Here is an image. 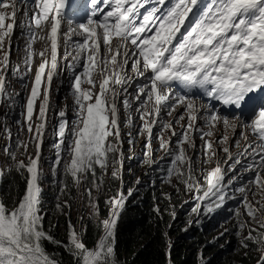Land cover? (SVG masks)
Instances as JSON below:
<instances>
[{
    "label": "snow or ice",
    "instance_id": "obj_1",
    "mask_svg": "<svg viewBox=\"0 0 264 264\" xmlns=\"http://www.w3.org/2000/svg\"><path fill=\"white\" fill-rule=\"evenodd\" d=\"M24 2L25 20L19 27L26 36L25 77L32 71V46L37 30L43 31L49 24L47 40L50 46L39 53L41 62L35 69L30 94L23 105L25 111L21 113L27 123L30 142H35L36 147L34 158L29 156L27 163L24 160L15 162L16 171L24 176L26 187L12 207L0 201V264H60L47 252L45 242L65 247L76 259V264H117L115 226L127 199L123 192L106 201L111 206L109 218L101 221L102 234L92 248L86 246L71 222L66 244L57 241L43 226L39 161L47 127L51 83L60 70L61 35L65 42L71 41L73 47L72 62L67 67L73 73L70 95L75 106V120L69 124L64 119L65 111L58 113L57 141L53 145L56 156L51 168L53 176L62 166L64 175L70 177L75 186L79 187L91 174L93 186L99 188L96 169L98 167L101 172L107 169L109 153H115L120 143L117 99L132 79L127 75L130 64L134 77L146 80L135 94V100L141 102L136 111L143 121L142 132H147L150 140L153 126L160 122L162 131L170 130L172 136H178L173 150L171 140L164 139L161 134L160 148L171 157L167 178L176 175L185 190L193 192L197 203L192 211L202 209L211 213L223 207L229 198L236 199L235 195L229 197L227 188L241 177V173L236 172L237 165L250 160L242 173L254 175L246 184L234 188V193L239 194V206L233 211L239 217L242 208L251 220L264 228V221L256 220L259 209L248 199L253 186L264 192V0H207L199 11V0H174L162 14L166 0H102L103 8L100 7L101 0H87L89 11L83 19L76 21L67 17V32H62V24L66 19L68 0ZM19 11L17 0H0V52L3 53L0 58V95L5 92L11 38L17 27ZM192 15L195 19L182 31ZM73 37L78 39L73 40ZM38 38L45 39L43 36ZM6 42L8 50H5ZM97 73L101 79L99 91L94 92ZM84 84L89 87H82ZM173 84H179L185 90H202L205 96L228 108L230 115H222L210 106L202 114V106L194 97L174 95ZM122 104L130 124L132 105L128 99ZM165 107L169 116L177 108L183 111L174 121L161 122L159 116ZM34 115L40 121L35 129L31 123ZM201 120L207 131L198 127ZM173 124L180 126L179 135ZM218 124L225 129V134L216 141L218 144H227L229 129L233 133L238 127L241 129L240 140L235 141L238 149L235 158L229 147L222 149L228 160L233 161L228 171L234 174L225 183V172L219 163L210 170L202 168V185L195 174L192 157L187 155V148H195L193 137L200 132L206 157L201 164L207 163L216 152L213 142L205 138L213 135L212 129ZM109 137H115L116 144L109 142ZM17 147L27 151V144H18ZM5 152L16 160L9 149ZM65 152L68 155L66 160ZM145 155L150 157V152ZM147 162L151 163L150 158ZM115 163L113 161V178H117ZM131 192L129 190V196ZM86 194L91 203V189H86ZM64 206L70 207L67 202ZM60 207L58 204L57 208ZM92 207L93 215H98V204L92 203ZM239 226L243 229L246 224ZM245 240L264 245V232L249 228ZM242 244L248 246L243 241ZM258 264H264V255Z\"/></svg>",
    "mask_w": 264,
    "mask_h": 264
},
{
    "label": "rangeland",
    "instance_id": "obj_2",
    "mask_svg": "<svg viewBox=\"0 0 264 264\" xmlns=\"http://www.w3.org/2000/svg\"><path fill=\"white\" fill-rule=\"evenodd\" d=\"M7 47L8 45L6 42L5 50H8ZM36 47V49H32L34 54L32 71L27 73L25 77V73L27 70L24 64V49L19 46L18 37L15 39H11L10 65L7 72L5 73V92L3 95H0V144H6V148H8L14 137H17V141L20 144H27V151H25L23 147H17L16 145V149H18L19 151L16 159L20 160H24L30 155L32 156L33 149L29 141L30 135L27 131V123L24 122V117L21 115V113L25 111L23 105L26 103L27 97L30 94L35 69L41 62L39 56V53L42 51L41 48L49 47V45L47 44V42H38L36 44ZM64 54H66V52L59 55L60 70L58 74L54 76L51 83L50 107L47 113V127L43 137V140L46 139L45 142H52L53 145L57 141V137H53V135L55 134V129L60 119L58 113L60 111H65L66 115L64 119L69 124H71L75 120V106L73 104V98L70 95V83L73 73L68 67H63L64 63H62L61 60H63ZM2 55L3 53L0 52V58H2ZM128 67H130V64ZM128 76L132 77V79L125 85L124 90L120 91V96L117 99V105L120 112L121 138L118 150L115 154L116 165L118 168H122V159L125 157L129 159L130 153L134 152L133 159L131 160L130 164L126 165L124 168L125 176L130 177L134 180L139 179V182H145L147 180V177L145 175V173L147 172V166L154 163H161L163 165V170L160 171L159 174L163 182L161 185V190L163 191V193L166 191L171 192V207L175 206L178 202H180L182 206H187L190 202L195 200L193 198L194 194L191 191L185 190L184 184L180 183L176 175H173L171 178H167V169L170 166L171 157L160 148L159 137L161 136V134L163 135L164 139L171 140V148L173 150L176 148V141L178 139V136H172L170 130L162 131L160 122L153 126L150 140L148 137V133L142 132L141 129L143 121H141L140 114L136 111L141 102L135 100V94L137 88L139 86H142L143 84L141 83V77H134L132 72ZM22 77L25 78L22 79ZM94 79L97 81V86L93 89V91L98 92L100 81L99 73L94 76ZM82 87L88 88L89 86L87 84H84L82 85ZM124 99H128L132 105L129 109V112L132 116V121L130 124H128L127 122V117L122 104V101ZM36 109L38 112V103ZM180 110L182 109L177 108L176 112H174L172 116L168 115V110L166 113L161 112L159 121H174L175 118H177L180 114ZM50 115L52 117H49ZM39 122L40 121L37 120L34 115L33 120L31 121L33 129H35V126ZM181 123L185 122L182 121ZM173 127L179 135L181 133L180 126L173 124ZM198 127L204 128V124L198 122ZM203 130L207 131L208 129L204 128ZM212 131L213 135L211 137H206V139L213 142V149L216 152V155L214 157H212L207 163L201 164V161L206 159V157L204 156L203 141L200 138V132H196L194 134L193 139L195 148H187V155L189 157H192L194 171L196 176L200 179V183H204L201 175V169L203 168L204 170H210L214 168L217 163H219L221 168L224 169L226 183L227 180L234 174L233 172L228 171V167L233 161L228 160L227 154L224 153L222 149L225 146L229 147L231 153L233 154V157L235 158V154L238 151L235 141L240 140L241 129L238 127L235 133H233L230 129L227 131L228 133L226 134L229 136V141L227 142V144L216 143V141L225 134V129L222 124H218L216 128L212 129ZM111 139L112 137H109V142L111 141ZM241 144H243L242 140ZM53 145L50 149L46 150L48 152L47 157L45 158L46 161H55L56 153ZM0 152L1 157H3L6 153L3 148H1ZM146 152H150V157H146ZM20 153H22V155ZM149 158L151 160V163L147 162ZM64 159H68V155L66 152L64 153ZM5 162L6 160L4 157L3 164ZM249 162L250 160H244L240 165H237L236 172L241 173V177L237 179L233 186L227 188L229 197L235 195L236 199L229 198L225 201L223 207L218 210V216L215 217L212 226L213 230L217 234H223L225 236V239H231L229 247L231 254H243L246 250L251 248L252 251L258 255V257L254 261H250V264H258L261 256L264 255V245L254 244L249 240H245V237L248 236L249 228H256L260 232H264V228H260L258 223L251 220L242 208L241 215L239 217H237L233 211L239 206V194L234 193V188L239 187L241 184H246L247 181L254 175L253 173H242V169L244 168L245 164ZM112 166L113 162L109 161L107 169L104 172H101V175L99 174L100 169L97 167L96 182L99 185V188L93 186V178L91 174H89L86 179L82 180L79 187L75 186L72 183L74 185V206L76 207L77 216H79V206L82 205V208L85 212L84 215L87 214L89 218L97 217L98 215H93L94 210L92 207V203L97 204V197H100V201H102V204L107 205V200L116 196L118 192H123L121 189H119L117 193L112 194V192L108 189L109 185L107 184V177H109L112 172ZM45 170L47 172L48 167L44 168V171ZM86 189H91V203L89 197L86 194ZM253 192L255 193V195L252 194ZM248 199L256 208L259 209V211L256 213V220L264 221V207H261V205H264V192L256 189L253 186L252 191L248 195ZM110 207L111 206L109 205V210ZM72 210L73 209L71 208V212ZM199 218V216L196 217L197 220ZM241 223L246 224L243 229H241L239 226ZM75 227V231L80 234L83 225H75ZM253 235H256V233L254 232ZM242 241L248 246L244 247Z\"/></svg>",
    "mask_w": 264,
    "mask_h": 264
},
{
    "label": "trees",
    "instance_id": "obj_3",
    "mask_svg": "<svg viewBox=\"0 0 264 264\" xmlns=\"http://www.w3.org/2000/svg\"><path fill=\"white\" fill-rule=\"evenodd\" d=\"M110 142H113V137ZM18 144L20 143L17 137H14L9 147L5 146L3 149H9L16 158L19 154L16 149ZM51 147V143L42 144L39 161L42 171L40 187L44 229L57 241L66 244L69 222L74 228H76L75 225L82 224L80 234L83 242L87 247L92 248L102 230L101 221L108 218L109 205L102 204L100 197H97L99 208L97 217L89 218L87 214L84 215L82 205L79 206V216H77L74 206V185L71 178L64 175L62 166L56 176H53L51 168L54 161L45 160L48 153L46 150ZM133 155L134 152L130 153L129 159L125 157L124 168L130 164ZM4 157L6 162L3 164ZM27 160L26 157L25 163ZM16 161L20 159L14 161L7 152L1 157L0 152V201L8 207L18 202L26 187L24 176L16 171ZM109 161H115L114 153H109ZM46 167H48L47 172L44 171ZM162 170V165L147 166L145 182H139V179L134 180L125 176V173L122 174V180L126 184L133 185L127 189L128 193L129 190L132 192L130 196L126 195L125 206L115 226L117 264H167V255L169 264H250V261L258 257L251 248L243 254L230 253L231 239H225L224 235L217 234L213 230L212 225L215 217L218 216L219 209L211 213H205L202 209L199 212H193L192 209L197 203L195 200L187 206H182L178 202L171 207V192L163 193L161 190L163 182L159 174ZM99 174L101 175V170ZM116 183L117 178H113L111 172L107 177V184L112 193ZM65 202L70 207L64 206ZM58 204L61 205L60 208H57ZM198 216L200 218L197 220ZM44 246L60 264H76L74 256L62 245L45 242Z\"/></svg>",
    "mask_w": 264,
    "mask_h": 264
},
{
    "label": "clouds",
    "instance_id": "obj_4",
    "mask_svg": "<svg viewBox=\"0 0 264 264\" xmlns=\"http://www.w3.org/2000/svg\"><path fill=\"white\" fill-rule=\"evenodd\" d=\"M100 79H101V77H100ZM49 117H52L51 115L49 116ZM56 135L54 134L53 135V137H55ZM206 139V138H205ZM30 140V139H29ZM46 140V139H45ZM45 140H43V143H51L52 145H53V143L52 142H45ZM113 144H116V139L113 137V142H112ZM6 146V144H0V148H4ZM31 146H32V149H33V152H32V156L31 157H35V155H36V147H35V142H31ZM1 150V149H0ZM115 154H116V152L114 153V159H115ZM27 159H28V157H27ZM115 161H116V159H115ZM124 162H125V158H123L122 159V168H118L117 167V165H116V169H117V183H116V187H115V190H114V192L112 193V194H114V193H117L118 192V190L119 189H121L124 193V196L126 197V195L128 194V192H127V189L131 186V185H133V184H126L123 180H122V174H124V172H123V169H124ZM154 165H162L161 163H154ZM163 166V165H162ZM202 185L204 184V183H201ZM123 185H125V186H123ZM122 186V187H121ZM196 201V200H195ZM109 205V204H108ZM108 217H109V207H108ZM108 219V218H107ZM101 233H102V230L100 231V234L98 235V237H97V239L99 238V236L101 235ZM169 245H170V243L168 244V247H169ZM168 247H167V251H168ZM167 261H168V263L167 264H169V258H168V255H167Z\"/></svg>",
    "mask_w": 264,
    "mask_h": 264
},
{
    "label": "bare ground",
    "instance_id": "obj_5",
    "mask_svg": "<svg viewBox=\"0 0 264 264\" xmlns=\"http://www.w3.org/2000/svg\"><path fill=\"white\" fill-rule=\"evenodd\" d=\"M38 42V40L37 39H35L34 40V42H33V45L35 44V43H37ZM33 47V46H32ZM113 47H115V43H113ZM7 49H8V47H7ZM67 49H68V52L64 55V60H63V62H65L67 59H69L71 56H72V54H73V49H71L70 47H67ZM130 73H131V69H130V67H128L127 68V75H130ZM167 110H168V108L167 107H165V108H163L162 110H161V112L162 113H166L167 112ZM182 111H183V109L182 110H180V113H182ZM221 126V125H220ZM220 128V127H219ZM228 133V132H227Z\"/></svg>",
    "mask_w": 264,
    "mask_h": 264
}]
</instances>
